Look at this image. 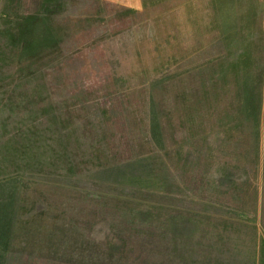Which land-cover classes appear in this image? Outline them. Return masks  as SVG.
I'll return each instance as SVG.
<instances>
[{"label":"rangeland","instance_id":"obj_1","mask_svg":"<svg viewBox=\"0 0 264 264\" xmlns=\"http://www.w3.org/2000/svg\"><path fill=\"white\" fill-rule=\"evenodd\" d=\"M137 4L0 0V264H241L263 232L264 0Z\"/></svg>","mask_w":264,"mask_h":264},{"label":"crops","instance_id":"obj_2","mask_svg":"<svg viewBox=\"0 0 264 264\" xmlns=\"http://www.w3.org/2000/svg\"><path fill=\"white\" fill-rule=\"evenodd\" d=\"M119 5L127 7H136L138 0H112ZM262 209L257 207L254 209L252 218L253 223H242L241 238V264H259L264 257V229L262 232L261 224ZM249 249H251L249 253ZM245 258L247 260H245ZM227 264H229L227 262Z\"/></svg>","mask_w":264,"mask_h":264}]
</instances>
